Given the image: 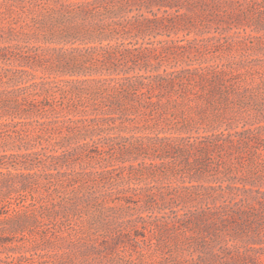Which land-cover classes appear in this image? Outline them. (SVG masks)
I'll return each instance as SVG.
<instances>
[{
    "label": "trees",
    "instance_id": "obj_1",
    "mask_svg": "<svg viewBox=\"0 0 264 264\" xmlns=\"http://www.w3.org/2000/svg\"><path fill=\"white\" fill-rule=\"evenodd\" d=\"M263 154L264 0H0L6 257L214 264L199 221L264 206Z\"/></svg>",
    "mask_w": 264,
    "mask_h": 264
},
{
    "label": "rangeland",
    "instance_id": "obj_2",
    "mask_svg": "<svg viewBox=\"0 0 264 264\" xmlns=\"http://www.w3.org/2000/svg\"><path fill=\"white\" fill-rule=\"evenodd\" d=\"M247 29H249V27ZM237 154V152H234V155ZM219 155L221 154L219 153ZM239 155L242 156L244 154L239 153ZM158 183L161 184L163 182L158 181ZM252 187L264 189V184L256 183L253 184ZM197 208V206L182 207L179 205L176 208V211L180 214L181 218H188L189 220L191 211ZM243 209L244 208H241V210ZM245 209H247L249 212L246 216L239 215L236 217H231L224 215L223 218H221L218 216L219 214H222V211H214L213 215L211 216L214 219L212 222L204 219L199 221L200 228H203V235H205V237L207 236V239H209L208 237H215L216 227H218V234L220 235V238H222V241H227L228 244L233 243L237 246V251L234 250L228 253H223L216 257L214 264H264V206L261 207L257 203H254L253 207ZM212 210H215V207H212ZM236 211L238 210L227 208L225 212L228 214H234ZM218 220L220 221L218 222ZM192 226L195 227L193 230L195 235L203 236L201 234V229H198V227L194 226L193 224ZM154 239L155 238H152V241ZM220 244H222V242L213 241L215 248L222 246ZM157 246L158 245H155L154 247ZM1 248L2 247L0 246V264L23 263V261L16 260L19 258V252L13 253L11 256L6 257V251L2 252ZM166 249L167 248L165 247L163 248V250ZM24 254L30 257L31 252L28 251ZM149 254L150 253L146 254L145 257L139 258L142 262L141 264H148L153 260L157 264H168V262H173V258L168 257V253L166 252L162 253L157 251V253H152L151 256H148ZM35 258L38 259V256L35 255Z\"/></svg>",
    "mask_w": 264,
    "mask_h": 264
}]
</instances>
